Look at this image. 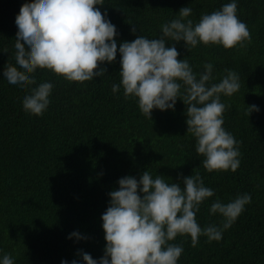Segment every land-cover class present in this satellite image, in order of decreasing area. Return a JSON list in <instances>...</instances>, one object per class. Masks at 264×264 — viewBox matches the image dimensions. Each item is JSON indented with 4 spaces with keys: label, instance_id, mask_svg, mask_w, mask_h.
<instances>
[{
    "label": "trees",
    "instance_id": "trees-1",
    "mask_svg": "<svg viewBox=\"0 0 264 264\" xmlns=\"http://www.w3.org/2000/svg\"><path fill=\"white\" fill-rule=\"evenodd\" d=\"M227 2L104 0L94 7L107 10L119 33V47V42L140 34L159 38V25L181 7H191L196 22L202 13ZM33 3L0 0V75L5 66L15 67V19L22 7ZM237 16L251 36L244 47L198 44L189 52L183 41H168L178 59L186 57L195 72L211 62L213 82H219L225 69L238 73L239 90L221 95L226 105L223 127L239 141L240 166L235 172L204 169L195 140L186 133V105L179 98L174 111L153 109L149 119L140 114L134 99L124 98L122 89L112 93V84L120 82L119 53L115 63L98 66L106 68L104 75L83 83L38 69L33 74L37 83H53L50 103L40 116L23 110L26 93L0 79V257L9 254L14 264L80 261V252L100 258L106 243L100 217L108 193L118 188L119 178L139 179L149 170L181 187L184 177L200 173L205 186L214 190L196 214L202 227L222 222L219 214L209 215L213 200L227 203L244 193L251 197L221 240L209 242L201 236L195 247L190 237L171 241L184 249L178 264H264V0H237ZM251 105L258 110L248 114ZM73 231L84 238L69 239Z\"/></svg>",
    "mask_w": 264,
    "mask_h": 264
},
{
    "label": "clouds",
    "instance_id": "clouds-1",
    "mask_svg": "<svg viewBox=\"0 0 264 264\" xmlns=\"http://www.w3.org/2000/svg\"><path fill=\"white\" fill-rule=\"evenodd\" d=\"M103 4L104 0H34L20 9L14 23L15 67L5 66L0 79L9 88L26 93L23 110L40 116L50 103L53 83H37L33 74L38 69L83 83L104 75L106 68L98 66L115 63L119 53L120 82L112 84V93L122 89L124 98L134 99L140 114L149 119L153 109L174 111L179 98L186 105V133L194 138L204 169L235 172L240 166L239 141L223 127L226 105L221 95L232 96L239 90L238 73L225 69L219 82H213L211 62L195 72L186 57L178 59L176 47L168 41H183L189 52L198 44L244 47L251 36L237 16V0L202 13L196 22L191 18L192 8L181 7L174 18L159 25V38L140 34L132 41L119 42V47L115 39L119 33L107 10L94 7ZM130 30L136 33V25ZM253 110H258L256 105L248 107V114ZM182 183L183 187L149 170L139 179L119 178L100 217L106 241L103 255L94 259L80 252V261L62 259L60 264H178L184 249L171 241L177 236L190 237L193 247L201 236L209 242L219 241L251 202L247 193L227 203L213 200L209 215L219 214L222 222L202 227L196 214L214 190L205 186L199 172L184 177ZM73 237L84 238L76 231L68 236ZM0 264H14V259L4 254Z\"/></svg>",
    "mask_w": 264,
    "mask_h": 264
}]
</instances>
